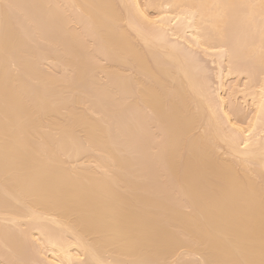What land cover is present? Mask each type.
Returning <instances> with one entry per match:
<instances>
[{"label": "bare ground", "instance_id": "1", "mask_svg": "<svg viewBox=\"0 0 264 264\" xmlns=\"http://www.w3.org/2000/svg\"><path fill=\"white\" fill-rule=\"evenodd\" d=\"M63 2L0 0L1 255L17 262L36 252L44 264H186L189 255L187 264H264V0ZM74 10L86 33L70 25ZM90 36L107 63L88 53ZM176 43L226 51L227 67L246 81L232 83L229 102L218 90L208 98L193 57L188 63ZM42 60L71 74L56 80ZM106 117L122 125L121 141L113 143ZM146 119L164 135L158 147ZM146 151L165 161L162 171L141 159ZM148 167L170 176L176 197L168 176Z\"/></svg>", "mask_w": 264, "mask_h": 264}, {"label": "rangeland", "instance_id": "2", "mask_svg": "<svg viewBox=\"0 0 264 264\" xmlns=\"http://www.w3.org/2000/svg\"><path fill=\"white\" fill-rule=\"evenodd\" d=\"M63 1H64V0H62V2H63ZM67 2H68V1H67ZM63 3H65V2H63ZM63 3H62V4H63ZM63 7H64V10H65V11H68V9H70V11H69L70 13H71V11H72L73 8H74V7H73V8H68L67 5H64ZM65 7L68 8V9H65ZM74 9H75V8H74ZM76 9L78 10V8H76ZM77 10H74V11H73V13H72L73 15H71V14L68 13V12H66L67 15H70V16H69V17H70L69 19H70L71 22H73V21H72L73 19L76 20L75 17H81V16H79V14L76 15V13L79 12V11H77ZM15 11H16V10H15ZM74 12H76V13H74ZM15 13H16V14H15V17H16V18H14V10H13V12L11 13V14H12L11 18H13L12 20L16 19V21L18 20L19 22H21V24H19V22L17 21L19 26H17V22H16V25H15V26H16V27H19V28H20V31L22 30V31H21L22 34L26 33V34H24V35L22 36V37L24 38L25 35H26V37H25V39H26V38H27V35H28L27 33L29 32V30H27V25H24V21H23V24H22V19H23L22 16L20 17V14H18V12H15ZM66 13H65V14H66ZM18 15H19V16H18ZM17 16H18L19 19L17 18ZM71 17H72L73 19H72ZM20 19H21V20H20ZM79 19H80V18H77V20H76V24H77V21H78V24H77V25L75 24V21L73 22V24H70V23H69V24L72 25V26H77V27H78V26H79V27L82 26L81 28H79L78 31L81 32L82 34H83V33H86V32H82L83 27H84V29L86 30V27H85V19L82 18L83 20H81V21H80ZM14 22H15V20H14ZM82 22H83V24H82ZM22 25H23L24 29L26 28L25 30L23 29ZM21 28H22V29H21ZM73 28H74V27H73ZM75 29H77V28H75ZM80 29H81V30H80ZM241 30H242V29H241ZM24 31H26V32H24ZM83 31H84V30H83ZM86 31H87V30H86ZM21 32H20V34H21ZM239 32H240V31L237 30L236 32H233V35H234V37H235V36L237 37V36L240 35L239 37H240V41H241V43H242V41H243L242 38H243L246 34L243 36V35H242V32H243V31L240 32L241 34H239ZM245 32H246V30H245ZM245 32H244V33H245ZM234 33H235V34H234ZM244 33H243V34H244ZM246 33H247V32H246ZM90 34H91V33H87V34H85V36H88V35H90ZM241 35L243 36L242 38H241ZM90 37H91V36H90ZM93 37H94V36H92L91 38H93ZM234 37H233V39L236 38V37H235V38H234ZM239 37L237 38V40H239ZM87 38H88V37H86V39H87ZM91 38H90V39H91ZM168 38L170 39V37H168ZM168 38H167L166 40H169ZM88 40H89V39H87V42H89L88 44H90V42H91V40H92V42H91V44H90L91 47H90L89 45H87L86 42H85V44H84L85 47H84V48H86V47L89 46L87 49H89V48L92 49V51L90 50V52H89V50H87V51H88V53H90V55L92 56V58L94 59V61H96V58H101V59L99 60V62L102 61V59L105 58V54H104V53H101V51L99 50L98 42H97V45H96V47H95V46L92 45V44H95L94 42H96V39L93 38V39H91V40H89V41H88ZM93 40H94V41H93ZM166 40H165V41H166ZM171 40H173V39L171 38ZM237 40L235 39L236 42H237ZM28 41H29V43H28ZM28 41H27V39H26V44H27V46H28V44H31V46H32L33 43H30V42H32V41H30V40H28ZM165 41H164V42H165ZM173 41H174V40H173ZM164 42H162V44H163ZM166 42H167V41H166ZM168 42L170 43V42H172V41L169 40ZM169 43H167V45H168ZM241 43H240L239 45H241ZM170 44H171V43H170ZM181 44H182L181 47H183V48H180V47L178 46V45H181ZM181 44H178V45H177V43H176V45H175V44H174V45L177 46V48L179 47V48L183 51V52H182V51H181V52L184 54V50L187 48V45H186V44H183V43H181ZM236 44H237V43H236ZM164 45H166V43H165ZM167 45H166V46H167ZM183 45H184V46H183ZM185 45H186V46H185ZM92 46H93V48H92ZM51 47H53L54 49H50ZM51 47L47 46V49H46V47H43V48H45V50H47V52L52 51V50H53V51L56 50L55 47H54V45H52ZM94 47H95V48H94ZM235 47L238 48L239 46L236 45ZM48 48H49V49H48ZM189 48H190V49H189ZM95 50H96L97 52L100 51V53H98V54H99V55H103V57H102V56L99 57L98 54L95 53V52H96ZM94 51H95V52H94ZM185 51H186V54H185V55H181V57H184V58L186 59L185 56L189 54L188 56H190V57H188V58L186 59L187 61H188L189 58L193 57V58H191L189 61H190V62H194V63H191L192 65H193V64H196V65H197V66L195 65V66L197 67V70H198V71L196 70L197 72H199V69H198V68H200V72H199V73H197V72L195 73V74H198L196 77L199 76V79H200V78L203 76V78H202V80H200V82L202 83V81H204V83H205V84L203 83L204 86H206V83H207V86H206V87H207V90H205V91L207 92V94L210 93V94L212 95V94H213V91H214L215 94H213L214 96L212 95L213 98H216L215 95H216V91L218 90L217 93H218V92L221 93V95L223 96L224 100H226V101L228 100L227 102H229V99H230V96H229L230 88H229V87H231L232 83H235V84H236V82H238V84H239V83L242 84V82H245V81H246L245 74H244V76H243V75H239V76H237V74H234V72H233L232 70H230V69H231V68H230L231 65H230V63L228 62V57H227V53H226V51H225V53H223V54L221 55V57H220L219 55H216V54H215V51H211V52H213V53H211V52L208 53V52H206V51H202V49H200V48H194V47L191 48V47H188V49L185 50ZM188 51H190V52H188ZM93 52L95 53V55H94ZM181 52H180V54H182ZM187 53H188V54H187ZM96 54H97V55H96ZM190 54H191V55H190ZM95 56H96V57H95ZM222 56H223V57H222ZM94 57H95V58H94ZM107 60H108L107 57H106V59H105L106 62H105L104 59H103V61H102L103 64H104V63H107V62H108ZM240 60H241L242 65H243V61H242L241 58H240ZM240 60H238V61L240 62ZM42 61H43V60H42ZM46 61H48V63H49V60H46ZM189 61H188V63H190ZM238 61H237V62H238ZM195 62H196V63H195ZM39 63H41V62H39ZM42 63L45 64L44 67L47 68V69H44V70H43L44 72H45V70H47V72L49 73V71L52 70L51 68L54 67L56 70L53 68L52 71H54V72H52V75H53V73H55V75H57V74L59 73V75H57V77L61 75L60 77L62 78V75H63L64 73L66 74V71H67V72L69 71V70L64 71V70H65V69H64V70H63V73H62V69H63V68H62V67L60 68L59 64H58L59 68L57 67V65H55L56 67L53 66V65H51V68H50L49 65H50L51 63H49V64L47 63L48 66L46 65L45 60H44ZM42 63H41V65H42ZM97 63H98V62H97ZM100 63H101V62H100ZM228 63H229V66H230V67H227V66H228V65H227ZM244 63H246V62H244ZM53 64H55V63H53ZM191 64H189V65H191ZM237 64H238V63H237ZM248 64H249V63H247V65H248ZM41 65H39V66H41ZM192 65H191V66H192ZM199 65H200V66H199ZM239 65H240V64H239ZM247 65H246V66H247ZM240 66H241V65H240ZM251 66H252V65H251ZM251 66H250V68H251ZM248 67H249V65H248ZM48 68H50V70H49ZM227 68H228V69H227ZM242 68H243V66H242ZM244 68H245V66H244ZM40 69H43V65H42V67H40ZM57 69H59V70H57ZM195 69H196V68L194 67V70H195ZM48 70H49V71H48ZM192 70H193V68H192ZM228 70H229V71H228ZM230 71H232L233 73H232V72L230 73ZM60 72H61V74H60ZM194 72H195V71H194ZM69 73L71 74V72H69ZM69 73H67V74L70 75ZM100 73L102 74V72H100ZM65 74H64V75H65ZM49 75H51V73H50ZM52 75H51V77L54 78ZM55 75H54V76H55ZM64 75H63V76H64ZM68 75H65V76H68ZM97 75L99 76V73H98ZM102 75H105V74H102ZM236 76H237V77H236ZM99 77H101L100 80L102 79L101 82H103L104 79H105V81H106V79H107L106 75H105V76H99ZM102 77H103V78H102ZM104 77H105V78H104ZM61 78L58 77V78L56 79V76H55V79H56V80H62ZM64 78H65V77H64ZM65 79H68V78H65ZM203 79H204V80H203ZM238 79H239V81H238ZM207 80H208V81H207ZM220 80H221V81H220ZM222 80H223V81H222ZM63 81H65V80H63ZM67 81H69V80H67ZM105 81H104V82H105ZM57 82H58V81H57ZM59 82L62 84V81H59ZM219 82H220V84H219ZM60 83H58V85H60ZM64 83H66V82H64ZM208 84H209V85H208ZM224 84H225V85H224ZM220 85H221V86H220ZM202 86H203V85H202ZM204 86H203V89H204ZM209 86H210V87H209ZM223 88H224V89H223ZM208 89H209V90H208ZM208 91H209V92H208ZM222 91H223V92H222ZM206 92H205V94H206ZM211 92H212V93H211ZM228 92H229V93H228ZM61 94H62V95H63V94H66V92H61ZM210 94L207 95L208 98L210 97ZM66 95H67V94H66ZM117 95H118V94H117ZM117 95H116V98H117ZM119 95H120V94H119ZM240 95H241V94L237 93V95H236L237 98H238V97L241 98ZM64 96H65V95H64ZM212 96H211V98H212ZM114 101H116V99H115ZM114 101H113V102H114ZM119 101H120V100H118V103H120ZM236 101H237V100H236ZM242 101H243V99L241 98V99H239V102H238V101H237V102H238L239 104H241V105H240L241 107H244V108H243L244 110L241 108V110L244 111V112H243V114H244V113H247V110H251V109H250L248 106L246 107V104H242ZM217 102H218V100H217ZM114 103H115V102H114ZM243 103H244V102H243ZM116 104H117V103H116ZM108 105H109V104H108ZM108 105H107V108L110 106V105H109V106H108ZM117 105H118V104H117ZM117 105H115V107H117ZM218 106H219V104L217 103V107L215 108L217 117H218V115H219V114H218V111H219V109H220V108L218 109ZM111 107H112V106H111ZM119 107H121L120 104L118 105L117 108H115V109H116V112L118 111V113H119V110H117V109H120V115H121V114H124V112H122V111H124V110L122 109V107H121V108H119ZM245 108H246V109H245ZM121 109H122V110H121ZM135 111H136V110H135ZM135 111H134V112H135ZM134 112H133V114H132V115H133V118L135 117V116H134ZM220 112H221V111H219V113H220ZM100 113H101V112H100ZM100 113H97V114H94V115H96V117H98L99 115L103 114L104 112L101 113V114H100ZM136 113H137V112H136ZM136 113H135V115H136ZM221 113H222V112H221ZM221 113H220V114H221ZM248 113H249V112H248ZM103 115L105 116V113H104ZM118 115H119V114H118ZM118 115L116 114V115L114 116V118L117 117ZM120 115L118 116V117H119L118 119H120V117H121ZM148 115H149V114H148ZM104 116H102V118H103V121L105 122V118H104ZM220 116H221V115H220ZM220 116H219V117H220ZM100 117H101V116H100ZM100 117H99V118H100ZM146 117H149V116H146ZM219 117H218V118H219ZM223 117H224V116H223V114H222V120H224ZM102 118H101V119H102ZM121 118H122V117H121ZM150 118H151V116H150ZM109 120H110V121H109ZM112 120L114 121L115 119H109V118L106 117L107 124L105 123L104 125H108V124H110V126L113 127V129H116L115 132L110 131V133H111V132L113 133V134H112V135H113L112 138H113V143H114L115 141L119 140V139H117V138L115 139V137H116V134H118V133H116V132H118V131H119V133L121 132L120 129H122V128H120L119 126H122V125L118 124L119 121L115 120V122L113 123V124H115V128H114V126H112V124H111V122H113ZM144 120H145V119H144ZM153 120H154V119H153ZM153 120H152V122H151V119H149V122H150V123H149V122L147 121V119H146V122H147L149 125L147 124V125H145V127H147V130H148V128H152V129H149L150 132H153V131H154V132L156 133L155 135H153V134H152V135L154 136V140H155L157 143L154 142L152 145L156 144L157 146H156V145H154V146H155V147H158L159 142H160V144H161L162 139L164 140V138H163V137H160V136H161V135L164 136V135H163V133L156 132V130L152 127V126L155 127V125H156V124H153V125H152V123H155V122H153ZM219 120H221V117H220ZM103 121H102V122H103ZM116 121H117V123H116ZM120 121L122 122V120H120ZM108 122H109V123H108ZM121 122H120V123H121ZM146 122H145V123H146ZM220 122H221V121H220ZM222 122H223V121H222ZM222 122H221V125L224 124V125H223V127H224V126L226 125V124L224 123L225 121H224L223 123H222ZM117 124H118V126H116ZM143 124H144V123H143ZM151 125H152V126H151ZM148 126H149V127H148ZM111 127H107V128H110V129H111ZM118 127H119V129H118ZM226 127H227V129L229 130V128H228L227 125H226ZM155 128H157V127H155ZM158 128H159V127H158ZM113 129H112V130H113ZM224 129L226 130V128H224ZM149 130H148V131H149ZM152 130H153V131H152ZM113 131H114V130H113ZM148 131H147V132H148ZM261 131H262V130H261ZM144 132H145V130H144ZM144 132H143V134H142V135H144L143 137H145V136L148 135V134H147V135L144 134ZM227 132L229 133L230 130L227 131ZM115 133H116V134H115ZM145 133H146V132H145ZM157 133H159V134H161V135L158 134V136H157ZM229 134H231V133H229ZM150 135H151V134H150ZM119 136H121V135L119 134ZM119 136H117V137H119ZM143 137H142L141 139H144ZM150 137L152 138V136H150ZM261 137L264 138V131L259 132V135L257 136V139L259 138L261 141H263L264 139L262 140ZM119 138H120V137H119ZM255 138H256V137H255ZM145 139H146V137H145ZM145 139H144V140H145ZM160 139H161V141H160ZM240 139H241V137H240ZM240 139H239V140H240ZM114 140H115V141H114ZM144 140H143V141H144ZM149 140H150V139H148L147 141L149 142ZM151 140H152V139H151ZM154 140H153V141H154ZM239 140H238V141H239ZM260 140H259V141H260ZM119 141H121V140H119ZM141 141H142V140H141ZM141 141H140V142H141ZM147 141H146V142H147ZM158 141H159V142H158ZM238 141H237V143H238ZM240 141H242V139H241ZM240 141H239V142H240ZM150 142H151V141H150ZM115 143H116V142H115ZM118 143L121 144V142H118ZM142 143H143V142H142ZM218 143H219V142H218ZM220 143L223 145V147L220 148L221 151H222V150L225 149V147H224L225 145H224L222 142H220ZM147 144L150 145L151 143H150V144H149V143H146V145H147ZM221 144H218V145H221ZM117 145H118V144H116V147H117ZM121 145H122V144H121ZM121 145H120V146H121ZM143 145H144V144H143ZM152 145H151V146H152ZM222 145H221V146H222ZM151 146H150V147H151ZM221 146H219V147H221ZM141 147H142V146H141ZM143 147H145V145H144ZM146 147H147V146H146ZM155 147H153V149H154ZM160 147H161V150H162V146H160ZM118 148H120V147H118ZM157 149H158V148H156V150H157ZM217 149H219V148H217ZM220 149H219V150H220ZM226 149H227V148H226ZM226 149H225V151H226ZM149 150H152V149H149ZM149 150H147V151L149 152ZM161 150H159V151H161ZM142 151H143V150H142ZM144 151H145V149H144ZM147 151H146V153H147ZM153 151H154V150H152L151 152H153ZM157 151H158V150H157ZM157 151H156V152H157ZM221 151H219V153H221ZM225 151H223V152L221 153V155H222L223 153H225ZM140 153H141V155L144 154V152H143V153L140 152ZM140 153H139V154H140ZM146 153H145V154H146ZM154 153H155V151H154ZM135 154H136V153H135ZM145 154L142 155V156H141V155H137V157L140 158L139 156H141V159L145 158L143 161H146L147 166H151V164L153 165V162H154V161H157V165H156V162H155V166H157V167H159V168H161V167L163 166V168H165V165H164V164H165V161H164V160H162V161H164V164L162 163L161 160L159 161V162H160L159 165L162 164L161 167H160V166L158 165V163H159V162H158L159 158H158V160H157V158H156V159H154V160L152 161V157H151V155H150L149 157H148V155H149V154H153V153H150V152H149V154L147 153V154H146L147 157H146ZM156 155H157V154H155V156H156ZM158 155H159V154H158ZM224 155H225V156H224ZM226 155H227V154H223L222 156L226 157ZM133 156H134V157H133ZM152 156H153V155H152ZM160 156H161V154H160ZM230 156H231V155H230ZM132 157L134 158L135 161H136V160H137V161L140 160V159H136V158H135L134 153H133ZM158 157H159V156H158ZM227 157H229V155H227ZM232 157H233V156H232ZM232 157H231V158H232ZM148 158H151V159H149V160L152 161V162H148ZM153 158H154V156H153ZM160 158L163 159L162 156H161ZM234 158H235V157H234ZM234 158H233V159H234ZM237 160H238V159L235 158V161H237ZM137 161H136V162H137ZM141 161H142V160H140V163H141ZM147 162H148V163H147ZM144 163H145V162H144ZM146 164H145V167H147ZM143 165H144V164H143ZM153 167H154V165H153ZM148 168H149V169H146V168H145V169H144V170H145L144 172H146V170H147V173L150 172V171L152 172V168H150V167H148ZM159 168H155V169H157L158 171H160ZM154 171H155V170H154ZM154 171L152 172L153 175L155 174ZM161 171H162V168H161ZM164 171H165V170H164ZM156 172H157V171H156ZM152 173H150V174L152 175ZM159 173H161V172H159ZM159 173H158V174H159ZM158 174H157V175H158ZM165 174H166L165 172H164V174L161 173L160 175H162V176H161L160 178H162V177H164V176H166L165 178H167L168 175H165ZM157 175L155 174V176H157ZM163 175H164V176H163ZM148 176H149V175H148ZM150 177H151V176H150ZM150 177H146V179H145L146 182H147L148 179H149V181H152L154 178L156 179V177H154V176L151 177V178H153V179H150ZM157 177H158V176H157ZM147 178H148V179H147ZM160 178H158V181H157V182H160ZM169 178H170V176H168V179H169ZM168 179H166L167 181H164L165 179L162 178V181L165 182V183H167L166 186H169L170 188H172L173 196L176 197V193H174V192H175V189H176V183H174V181H172V180L169 179L172 183H174V184H170ZM165 183H163L162 185L165 186V185H164ZM158 184H159V183H158ZM158 184L155 183L154 185H152L153 187H152V186H151V187L149 186V189H148L149 191H148V192H153V191L155 190V189L153 190V188H155L156 186H158ZM160 185H161V182H160L159 186H160ZM162 185H161V186H162ZM154 186H155V187H154ZM150 188H151V189H150ZM150 190H151V191H150ZM152 190H153V191H152ZM175 197H174V198H175ZM176 200H177V202H178V200H179V202H181L180 199H176ZM179 202H178V203H179ZM26 252H27V255H29V254L31 253V255H30L29 257H32V259H31L32 261H31L30 259L28 260V256L25 255ZM26 252L23 253V256H24V257H22L23 261H22V259H21V255H22V254L18 255V256H20V257H19L20 260H19V259H18V261L16 260L18 263L21 264V262H22L23 264H44V263L41 262L42 260H40V259H41V258H40V254L38 255V256H39V257H38V256L35 254L36 252H35V253L30 252L29 254H28V251H26ZM32 255H33V256H32ZM186 255H187V254H186ZM186 255H184L183 260H182V263L185 262V260H186L185 257L188 256V255H187V256H186ZM2 256H3V255H1V252H0V260H1V259L5 260V261H2V260H1V261H0L1 263H0V264H5V263H6V264H12L11 260H13V264H14V263H15V264H18L17 262H14L15 259L18 258V257H12V256H9V257H11V260L8 261V262H9V263H8V262H6L7 260H9L8 255H4V256H3V257L6 256L8 259H7V258H6V259L3 258ZM34 256H35V257H34ZM36 256H37V257H36ZM189 256H190V255H189ZM189 256H188V258H189V262H187V263H190V261H192V260H191V259H192L191 257H193V256H191V257H189ZM194 257H195V260H196V261H197V259H199V257H198L197 255H196V256L194 255ZM196 257H197V258H196ZM13 258H14V259H13ZM38 258H39V259H38ZM184 258H185V259H184ZM188 258H187V259H188ZM33 259H34L35 261H34ZM171 259H172V260H169V262H170V264H173L172 261H174V258H171ZM25 260H27V261H25ZM195 260H194V261H195ZM20 261H21V262H20ZM24 261H25V262H24ZM28 261H29V262H28ZM186 261H187V260H186ZM10 262H11V263H10ZM30 262H31V263H30ZM174 262H175V261H174ZM197 262H198V261H197ZM175 263H176V262H175ZM175 263H174V264H175ZM187 263H186V264H187ZM184 264H185V263H184ZM191 264H193V263L191 262Z\"/></svg>", "mask_w": 264, "mask_h": 264}]
</instances>
